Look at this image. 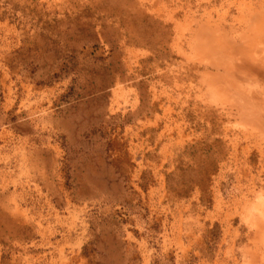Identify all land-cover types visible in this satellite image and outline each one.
<instances>
[{
	"label": "rangeland",
	"instance_id": "rangeland-1",
	"mask_svg": "<svg viewBox=\"0 0 264 264\" xmlns=\"http://www.w3.org/2000/svg\"><path fill=\"white\" fill-rule=\"evenodd\" d=\"M0 264H264V0H0Z\"/></svg>",
	"mask_w": 264,
	"mask_h": 264
}]
</instances>
